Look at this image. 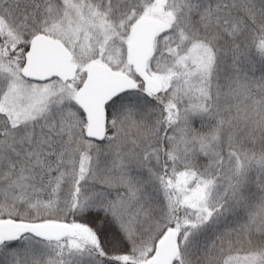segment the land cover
I'll use <instances>...</instances> for the list:
<instances>
[{"label": "snow or ice", "instance_id": "1", "mask_svg": "<svg viewBox=\"0 0 264 264\" xmlns=\"http://www.w3.org/2000/svg\"><path fill=\"white\" fill-rule=\"evenodd\" d=\"M0 264H264V0H0Z\"/></svg>", "mask_w": 264, "mask_h": 264}]
</instances>
